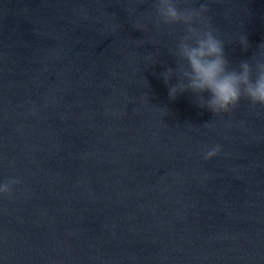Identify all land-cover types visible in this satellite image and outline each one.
<instances>
[{
  "label": "water",
  "instance_id": "obj_1",
  "mask_svg": "<svg viewBox=\"0 0 264 264\" xmlns=\"http://www.w3.org/2000/svg\"><path fill=\"white\" fill-rule=\"evenodd\" d=\"M153 3L0 0V264H264V107L170 99ZM201 4L233 67L264 56V0Z\"/></svg>",
  "mask_w": 264,
  "mask_h": 264
},
{
  "label": "clouds",
  "instance_id": "obj_2",
  "mask_svg": "<svg viewBox=\"0 0 264 264\" xmlns=\"http://www.w3.org/2000/svg\"><path fill=\"white\" fill-rule=\"evenodd\" d=\"M157 26L182 25L183 35L177 39L171 55L176 59V67H169L161 73L169 88V98L191 92L199 98L198 105L206 107L215 115L229 113L242 100L255 107H264V56L253 64L249 60L240 61L233 67L227 58L224 42L217 37L206 22L209 9L206 4L199 8L178 7V0H154ZM240 43L245 51L249 48L247 37ZM264 52V46H261ZM176 78V83L170 81ZM208 93V98H205ZM221 151L219 145L206 148L204 159L211 160ZM20 183L15 178L0 182V197H11Z\"/></svg>",
  "mask_w": 264,
  "mask_h": 264
}]
</instances>
